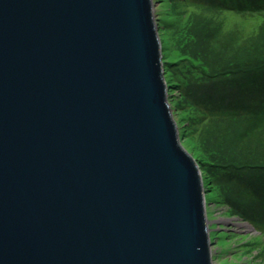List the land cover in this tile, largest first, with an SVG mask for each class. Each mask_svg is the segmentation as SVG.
I'll return each mask as SVG.
<instances>
[{
    "label": "water",
    "instance_id": "obj_1",
    "mask_svg": "<svg viewBox=\"0 0 264 264\" xmlns=\"http://www.w3.org/2000/svg\"><path fill=\"white\" fill-rule=\"evenodd\" d=\"M154 0H0V264H213Z\"/></svg>",
    "mask_w": 264,
    "mask_h": 264
},
{
    "label": "trees",
    "instance_id": "obj_2",
    "mask_svg": "<svg viewBox=\"0 0 264 264\" xmlns=\"http://www.w3.org/2000/svg\"><path fill=\"white\" fill-rule=\"evenodd\" d=\"M201 1L218 13L233 11L263 17L259 33L262 42L258 35L243 39L235 31L222 33L218 26L209 28L208 34L213 30L212 34L200 41L194 38V31L203 32L204 17L193 12L188 18V28L175 37L177 47L171 49V54L163 51L166 79L169 88L172 87L169 93L177 89L186 101L207 115L201 123L205 146L198 158L202 161L205 183L214 190H219L218 186L225 190L233 214L261 226L264 225V0ZM160 35L164 41L162 30ZM174 67H178L177 71ZM197 70L199 75H195ZM213 176L217 177L215 182ZM247 201L252 206H247ZM260 215L263 219L257 221Z\"/></svg>",
    "mask_w": 264,
    "mask_h": 264
},
{
    "label": "rangeland",
    "instance_id": "obj_3",
    "mask_svg": "<svg viewBox=\"0 0 264 264\" xmlns=\"http://www.w3.org/2000/svg\"><path fill=\"white\" fill-rule=\"evenodd\" d=\"M155 1H158V3L154 8V14L155 17L159 18L158 28L162 30V36L164 37L162 50L165 54L167 52L171 54V49L177 47L175 37L182 30L188 28V18L193 12L202 13L204 17V25L201 26L203 32L200 34V32L195 33L194 31V38L197 39L198 37L200 41L206 40L213 32L211 30L210 34H208L210 29H214L215 26H218L222 33L235 31L241 38L251 39L255 36L257 37V35L259 36L260 26L263 23V17L260 15H241L233 11L218 13L210 9L206 5L207 3L201 0ZM262 41L263 39L259 36V42ZM177 68L174 67L176 71ZM197 74H200L198 70L195 75ZM170 89L172 87L169 88V91ZM173 90L175 92H170L169 103L179 126L181 142L185 149L198 161V158H201L199 157L200 151L205 146L203 140H201L204 135L201 131V123L203 119L207 118V115L186 101L180 91H177V89ZM249 132L250 129L244 134ZM206 144L208 145L207 142ZM200 163L202 161L199 162L201 166ZM216 179L217 177L213 176V182ZM203 185L206 192H209L208 194L206 193L205 198L207 214L214 221L211 225L214 229L211 233V239L214 242L212 252L213 264H264V225L258 226L252 221L246 220V223L252 226L251 228L229 225L228 221L233 222L232 217L234 215L227 205L225 190L219 186V190H214L207 181L205 183L204 178ZM247 206L252 205L247 201ZM262 219L263 216L260 215L256 220L261 221Z\"/></svg>",
    "mask_w": 264,
    "mask_h": 264
}]
</instances>
